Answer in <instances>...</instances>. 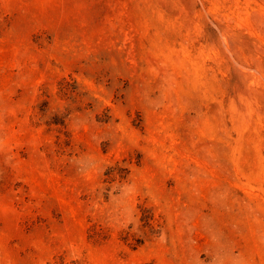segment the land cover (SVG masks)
<instances>
[{"label":"rangeland","instance_id":"374dc122","mask_svg":"<svg viewBox=\"0 0 264 264\" xmlns=\"http://www.w3.org/2000/svg\"><path fill=\"white\" fill-rule=\"evenodd\" d=\"M0 264H264V0H0Z\"/></svg>","mask_w":264,"mask_h":264}]
</instances>
